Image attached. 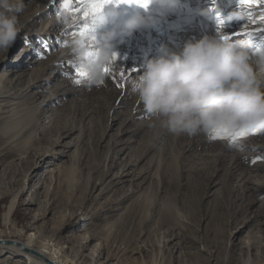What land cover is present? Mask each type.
I'll list each match as a JSON object with an SVG mask.
<instances>
[{"label":"rangeland","instance_id":"obj_1","mask_svg":"<svg viewBox=\"0 0 264 264\" xmlns=\"http://www.w3.org/2000/svg\"><path fill=\"white\" fill-rule=\"evenodd\" d=\"M55 2L26 0L22 31L0 53V93L7 89L20 97L22 126L38 127L9 145L0 128V228L4 206L16 195L12 218L20 234L13 236L32 233L79 264H104L108 256L106 264L141 258L144 264H264V134L238 137L236 147L204 134H171L149 117L130 83L144 60L158 56L182 31L194 29L199 38L251 32L230 39L253 49L264 45V0L244 6L246 11L237 0H176L162 17L154 14V25L116 43L117 59L104 85L90 90L72 83L77 77L65 42L77 29L59 21L61 0L58 8L51 6ZM132 11L122 4L117 19ZM216 11L224 21L219 31ZM50 22L56 25L50 28ZM47 29L49 35L40 34ZM259 59L251 61L257 72ZM68 88L72 92L61 99ZM55 93L58 99H51ZM66 128L71 132L59 143L68 145L67 154L43 160L46 149H63L55 138ZM125 172L124 182H107ZM137 246L147 251L125 252ZM0 264L28 261L3 251Z\"/></svg>","mask_w":264,"mask_h":264},{"label":"clouds","instance_id":"obj_2","mask_svg":"<svg viewBox=\"0 0 264 264\" xmlns=\"http://www.w3.org/2000/svg\"><path fill=\"white\" fill-rule=\"evenodd\" d=\"M121 5L105 3L67 42V54L85 74L78 86H103L116 43L134 29L154 25V14L162 17L176 0H151L147 9L132 4L134 11L122 21L117 19ZM72 8L73 0H61L57 18L66 26L73 23ZM25 9L26 0H0V53L6 54L22 31ZM222 36L190 39L179 50L161 48L158 56L144 60L142 72L130 83L160 128L174 135L204 134L236 147L238 137L264 134V79L251 63L254 55L264 61V45L253 49L246 41Z\"/></svg>","mask_w":264,"mask_h":264},{"label":"bare ground","instance_id":"obj_3","mask_svg":"<svg viewBox=\"0 0 264 264\" xmlns=\"http://www.w3.org/2000/svg\"><path fill=\"white\" fill-rule=\"evenodd\" d=\"M59 1L60 0H56L55 4L51 5V6L58 8ZM75 2H76V4H78V0H75ZM259 4H261V3H259ZM44 13H46V9L39 11L38 15L39 14L42 15ZM28 21H29V18L26 21H24V23H27ZM194 23H196V22H194ZM54 25H56V24H53L52 22H50V25H48V26L51 28ZM195 28H198V27H195ZM178 32H179V30H178ZM41 33H43L44 35H49L50 31H48V29L46 31L42 30L40 32V34ZM198 33H196V31H194V29L193 30L190 29V31H188V32L182 31L178 35L176 34L177 36L174 40L175 42H173L171 39H170V41L167 42V48L173 49V50H179V48L182 47L184 42H186L187 40L199 39L200 35H198ZM37 34H39V33H37ZM202 36H203V34H202ZM40 38H42V37H40ZM32 49H34V47ZM33 54H35V53H33ZM260 64H261L259 67L260 71H258V74L261 76L262 79H264V72H262V70L264 69V61L260 60ZM37 80L41 83H44L45 81L48 80V77H38ZM69 89L70 88L65 89L64 91H62L60 93L62 95L61 99L64 96H66L67 94L72 92ZM57 95H58L57 93L52 94L51 99H58ZM18 98H20V97L13 95V93L7 89H4L2 91V93H0V128H1V132H4V134H6V136L2 139H4L3 143H5L7 145L13 144L17 140L21 141V140H23V138L27 139L29 133L30 132L34 133V131L38 128V127L35 128L34 126H32V127H26L29 129H25V126H22L23 124H21V123L23 120L26 119V117H25V112L20 108V103H19ZM14 100H16V101H14ZM57 101H59V100H57ZM40 107H41L40 105L35 106V108L37 110L40 109ZM13 127H15V129ZM70 132H71V130H69L67 128L62 130V133L55 138V146H60L63 149H58L55 152L51 151V149H46L42 154H40L41 156L44 157L43 160L47 157L50 159L51 158L54 159L55 157L67 154L69 149L66 147H68V145H64L62 143L60 144L59 138H60V136L62 138L68 136ZM129 174H130L129 172H125V173H121L120 175H114L107 182L112 183V181H114V183H122L126 180L125 177ZM15 203H16V195H14L13 197H11L9 199L7 204L4 206V210H3L2 215H1V226L2 227L0 228V240H4V242L0 241V253L3 251H6L9 254H15V253L21 254V255L26 257L28 264H51L48 260H46L44 258H49L50 260L57 262V264H79L78 263L79 261L77 262V260L66 259L62 254H60V250L55 245H53L52 243L50 244L48 242L37 240V238L34 237L32 233L26 234V236L23 239L15 238L13 236L14 234H17V235L20 234V231H19V229H17L15 222L13 221V218H12L13 211L15 208ZM161 215L167 216L166 211L162 212ZM160 220L162 222H164L167 220V218L163 217V218H160ZM160 224H162V223H160ZM142 232L143 231L139 232V235H141ZM239 232H241V231H239ZM7 240H14V241L20 242L27 249L33 250L34 253L30 254L29 252L22 250L19 246L9 244ZM95 250L96 249L93 248L91 252L94 253ZM146 251H147V249L144 246H139V247L137 246V247H133L132 249L125 248V252L136 253L138 256H141ZM37 254L40 256H38ZM109 260H110V256L103 259L102 263L106 264L109 262ZM137 264H144L142 258L140 259V261ZM152 264H155V262L153 260H152ZM243 264H259V263H257V261L253 262V263L249 262V261H245Z\"/></svg>","mask_w":264,"mask_h":264},{"label":"snow or ice","instance_id":"obj_4","mask_svg":"<svg viewBox=\"0 0 264 264\" xmlns=\"http://www.w3.org/2000/svg\"><path fill=\"white\" fill-rule=\"evenodd\" d=\"M112 2V0H78L79 3V7H73L71 9L72 12V17H73V23L72 25H70V29L72 28H76V31H72V35H75L77 32L83 31V29L86 27V25L83 24V22H78L77 17L78 14H82L83 18H87L89 14H93L97 11H99L105 3H109ZM115 2L120 3V4H127V5H132L135 4L139 7L145 8L147 9L151 3V0H115ZM254 0H237V3L241 6V10L242 11H246V9L244 8V6L249 5L251 3H253ZM216 0H212V4H215ZM217 19H216V24H217V31L221 30V28L224 25V21L222 19H220V12L216 11L215 13ZM250 15V13H249ZM253 23L255 21H252ZM253 33L251 32H243V33H232L231 36H242V35H252ZM230 35H224L221 38L222 39H230L231 38ZM67 44V42H65ZM117 57H114V61H116ZM69 67L71 69H73L75 76L77 78L72 80V83H74L75 85L80 84V80L81 78L85 75L82 71H80V69L77 67L74 59H72L71 61H68ZM104 71L106 73V75H108L110 73V67L106 66L104 68ZM131 72H136L137 69L132 68L130 69ZM73 73L72 72H66L65 75L67 76H71ZM121 76H123V73L120 74ZM235 139V138H234Z\"/></svg>","mask_w":264,"mask_h":264},{"label":"water","instance_id":"obj_5","mask_svg":"<svg viewBox=\"0 0 264 264\" xmlns=\"http://www.w3.org/2000/svg\"><path fill=\"white\" fill-rule=\"evenodd\" d=\"M1 242H4V240H0ZM9 244H13L15 246H19L22 250L26 251V252H29L30 254L34 253L33 250L31 249H27L22 243L20 242H17V241H14V240H7ZM38 255V254H37ZM40 256V255H38ZM46 260H48L51 264H57V262L53 261V260H50L49 258H44Z\"/></svg>","mask_w":264,"mask_h":264}]
</instances>
